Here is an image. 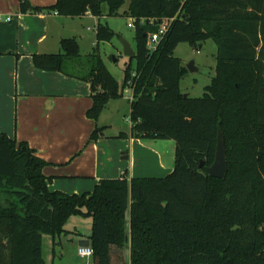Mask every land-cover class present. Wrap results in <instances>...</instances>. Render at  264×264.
<instances>
[{
  "label": "trees",
  "instance_id": "trees-1",
  "mask_svg": "<svg viewBox=\"0 0 264 264\" xmlns=\"http://www.w3.org/2000/svg\"><path fill=\"white\" fill-rule=\"evenodd\" d=\"M124 0H56L47 7L19 0L21 12L116 15ZM135 18V64L119 82L98 53L115 32L98 22L93 51L80 55L74 38L60 52L34 54L35 67L90 84L88 118L131 88L130 134L173 139L172 171L163 177L100 179L91 192L48 188L47 164L25 141L0 133V264H45L41 237L65 232L74 215L92 218V264H264V0H129ZM174 17L154 50L148 34ZM146 19L140 23V19ZM155 18L150 23L147 19ZM212 39L214 76L200 97L180 90L187 68L173 55L182 42ZM227 172L211 177L217 130ZM104 127L89 136L95 141ZM200 161L203 162L200 166Z\"/></svg>",
  "mask_w": 264,
  "mask_h": 264
},
{
  "label": "crops",
  "instance_id": "crops-1",
  "mask_svg": "<svg viewBox=\"0 0 264 264\" xmlns=\"http://www.w3.org/2000/svg\"><path fill=\"white\" fill-rule=\"evenodd\" d=\"M28 2L47 7L56 0ZM104 19L105 15L96 17L89 12L73 17L55 11L21 12L19 0H0V133L25 141L47 162L42 172L48 177L51 191L81 194L91 192L100 179L144 177L135 175L133 165L126 169L115 157L117 148L108 140L113 137H123L117 144L123 150L121 159L157 162L158 172H165V176L173 169L163 164L169 161H165L160 151L164 145L158 139L132 137L131 126L128 133L104 134L109 126L104 117L112 100L96 121L88 118L86 112L92 105L90 84L58 71L39 69L33 63L34 54L60 52L64 38L76 40L80 55L91 53L96 39L91 42V51H80L84 29L90 31L93 26L96 33L98 22L107 24ZM131 97L129 89L125 98L128 103ZM96 126L104 127L103 136L89 141ZM91 226L90 216L74 215L68 218L60 236L54 239L43 234L44 263L92 264V256L78 254V248L86 247V240L90 242Z\"/></svg>",
  "mask_w": 264,
  "mask_h": 264
},
{
  "label": "rangeland",
  "instance_id": "rangeland-1",
  "mask_svg": "<svg viewBox=\"0 0 264 264\" xmlns=\"http://www.w3.org/2000/svg\"><path fill=\"white\" fill-rule=\"evenodd\" d=\"M129 0H124L123 5L119 8L116 15H107V10L104 11L105 19L108 26L115 32L114 37L110 41L100 42L97 46L98 53L102 58L105 66L110 71V73L118 80L122 81L124 75V69L130 62L132 66L135 64V59H130L129 56L123 53L121 39L126 40L130 46L135 48V30L128 26L131 22L130 17L123 14V11L127 9ZM103 15V16H104ZM90 31H86L84 41L80 42L81 53H86L92 50L91 42L95 40V29L90 26ZM216 52L217 46L212 39H207L200 45L193 46L189 43L182 42L179 43L174 51L173 55L179 58L184 66L190 61H193L196 70H187L186 74L180 80V90L185 95L191 98L200 97L206 85L211 81L214 76L215 66H216ZM129 96V89L126 87L123 92V97L119 99H111L112 105L107 107L106 115L104 117L105 121L109 126L105 129L107 135H118L120 132H129V127L131 122L129 119L130 103L125 98ZM106 107V106H105ZM102 113V112H101ZM127 136H129L127 134ZM126 138V137H125ZM128 138V137H127ZM123 137H113L109 138L112 147H115V157L120 160V163L126 165V169L129 165H133L135 169V175L144 177H163L165 172H158L157 162H129V159H121L122 148L118 149V143L122 142ZM158 142H162L164 145L161 147L160 151L163 152L165 161L163 162L165 166L168 163L170 170L174 166L175 159V141L173 139H158ZM139 151L136 152L138 155Z\"/></svg>",
  "mask_w": 264,
  "mask_h": 264
},
{
  "label": "water",
  "instance_id": "water-1",
  "mask_svg": "<svg viewBox=\"0 0 264 264\" xmlns=\"http://www.w3.org/2000/svg\"><path fill=\"white\" fill-rule=\"evenodd\" d=\"M121 45L123 49V53L127 56L134 55V50L130 46V44L124 40L121 39ZM187 70L194 71L196 68L194 67L193 61H190L185 66ZM186 96V94L184 95ZM225 143H224V136L222 133V130L218 128L217 130V136H216V145H215V152H214V159L211 165L205 167V171L207 174L211 177L215 178H223L227 172V165H226V157H225ZM126 158V156H124ZM203 162L200 161V166H202ZM86 245L89 246L90 242L86 240Z\"/></svg>",
  "mask_w": 264,
  "mask_h": 264
},
{
  "label": "built area",
  "instance_id": "built-area-1",
  "mask_svg": "<svg viewBox=\"0 0 264 264\" xmlns=\"http://www.w3.org/2000/svg\"><path fill=\"white\" fill-rule=\"evenodd\" d=\"M131 22L128 23V26L135 29V18H130ZM174 17L171 18H162L159 22H157V29L154 32H151L148 34V43L147 48L152 51L155 49L157 43L159 40L165 35V33L168 31L171 22L173 21ZM146 19L142 18L140 19V23H143ZM150 23L154 22L155 18H148L147 19ZM129 88V87H128ZM131 90V88H129ZM132 92V90H131ZM132 98V97H131ZM78 254L81 256H91L92 255V248L90 246L86 247H79L78 248Z\"/></svg>",
  "mask_w": 264,
  "mask_h": 264
}]
</instances>
